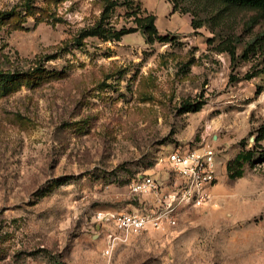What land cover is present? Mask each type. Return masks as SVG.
Returning a JSON list of instances; mask_svg holds the SVG:
<instances>
[{
  "label": "rangeland",
  "instance_id": "rangeland-1",
  "mask_svg": "<svg viewBox=\"0 0 264 264\" xmlns=\"http://www.w3.org/2000/svg\"><path fill=\"white\" fill-rule=\"evenodd\" d=\"M110 1L0 0V71L46 69L0 83V264H264V73L245 79L264 68V22L250 28L255 13L235 11L218 26L205 0H117L104 14ZM146 15L168 41H77L99 21L128 28ZM231 34L234 64L217 50ZM255 144L230 179L227 163ZM174 145L216 149L212 200L105 258L114 230L98 215L149 210L129 183L157 177Z\"/></svg>",
  "mask_w": 264,
  "mask_h": 264
},
{
  "label": "built area",
  "instance_id": "built-area-1",
  "mask_svg": "<svg viewBox=\"0 0 264 264\" xmlns=\"http://www.w3.org/2000/svg\"><path fill=\"white\" fill-rule=\"evenodd\" d=\"M218 166V152L210 145H174L157 163V177H139L129 183L133 197L152 198L153 205L149 210L98 215L99 221L110 223L114 230L108 236L103 256L110 257L115 244L128 235L149 228L174 227L181 210L209 204L218 184Z\"/></svg>",
  "mask_w": 264,
  "mask_h": 264
},
{
  "label": "trees",
  "instance_id": "trees-1",
  "mask_svg": "<svg viewBox=\"0 0 264 264\" xmlns=\"http://www.w3.org/2000/svg\"><path fill=\"white\" fill-rule=\"evenodd\" d=\"M132 0H123L122 5L127 7L130 5ZM182 1V0H180ZM208 2L209 7L212 8L214 13H210L208 21L216 25H220L226 19V17L231 16L235 11H251L255 15L250 19L251 24L250 28L258 25L260 22H264V0H205ZM119 1H110L107 3L104 14L111 12V10L119 5ZM176 9H173L175 12ZM185 12V11H183ZM134 25L135 27H126L123 26L119 29L114 26L103 23L99 21L94 26L84 29L79 34L77 41L87 38V37H97L103 41H120L124 36L130 35L137 31H141L146 37L147 42L152 43L155 40H160L162 42L168 41V36H161L155 25L156 16L155 15H146L145 17L134 16ZM202 23H195L192 21V28L197 30L202 27ZM214 39H209L208 42H212ZM240 37H236L235 34L228 35L225 37L220 45H218L219 52H226L230 56L232 64L236 61V45L239 43ZM250 51L248 50V53ZM247 51L244 52L243 56L246 58ZM258 73H264V68L260 71L252 74H247L245 79H249L258 75ZM46 74V69L39 65L36 68L28 71L19 70L13 72L0 71V83L4 85H14L20 81H34L37 82ZM186 111H199L203 104H187L185 105ZM264 140V127L260 128L259 134L255 139L256 144L259 141ZM253 149L245 150L242 149L232 160H230L226 165V171L230 179H238L242 177L243 166L245 163L250 162L255 153L256 145ZM261 161H264V154H261Z\"/></svg>",
  "mask_w": 264,
  "mask_h": 264
}]
</instances>
